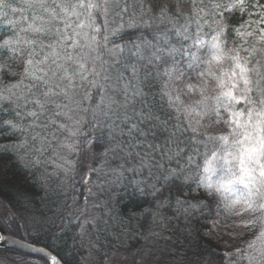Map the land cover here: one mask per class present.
<instances>
[{
	"label": "snow or ice",
	"instance_id": "obj_1",
	"mask_svg": "<svg viewBox=\"0 0 264 264\" xmlns=\"http://www.w3.org/2000/svg\"><path fill=\"white\" fill-rule=\"evenodd\" d=\"M0 207L51 264H264V0H0Z\"/></svg>",
	"mask_w": 264,
	"mask_h": 264
},
{
	"label": "trees",
	"instance_id": "obj_2",
	"mask_svg": "<svg viewBox=\"0 0 264 264\" xmlns=\"http://www.w3.org/2000/svg\"><path fill=\"white\" fill-rule=\"evenodd\" d=\"M239 18V14H237L236 17H234V21L236 19ZM9 167L12 169L13 172H16L17 174H20L23 172V169L18 165V163L13 160L10 162ZM52 166H49V170H51ZM7 191H13V189L11 187H9L8 189H6ZM71 195V193L69 194ZM55 199V198H53ZM55 205L54 204H49L46 205L44 207H42V211H44L46 214H51L49 209L52 208L54 209ZM12 209L7 208V207H0V216L4 217V219H0V225H2L5 229H7L9 232H11L12 234L19 236L21 238H24L28 241H31L33 243L36 244H41L44 246H47L48 248H50L53 252H55V249H57L58 247H60L59 242L55 241V240H50L48 238V236L46 235V228H41L39 230H23V229H17V221H18V217L16 218V220H13V218L11 217L10 213H11ZM162 247V246H161ZM38 257V256H35ZM38 258H43V257H38ZM160 259V252L159 249H157V251L154 253L153 255V260H159Z\"/></svg>",
	"mask_w": 264,
	"mask_h": 264
},
{
	"label": "water",
	"instance_id": "obj_3",
	"mask_svg": "<svg viewBox=\"0 0 264 264\" xmlns=\"http://www.w3.org/2000/svg\"><path fill=\"white\" fill-rule=\"evenodd\" d=\"M0 248H14L17 250H21L23 252L37 254L47 258L49 261L50 259L45 253L50 252L51 254L54 255V253L51 252L46 247L33 244L22 238L12 235L8 233L3 227H0ZM38 249H44V251H39Z\"/></svg>",
	"mask_w": 264,
	"mask_h": 264
},
{
	"label": "flooded vegetation",
	"instance_id": "obj_4",
	"mask_svg": "<svg viewBox=\"0 0 264 264\" xmlns=\"http://www.w3.org/2000/svg\"><path fill=\"white\" fill-rule=\"evenodd\" d=\"M0 260H15L19 264H50L46 258H38L11 248H0Z\"/></svg>",
	"mask_w": 264,
	"mask_h": 264
},
{
	"label": "bare ground",
	"instance_id": "obj_5",
	"mask_svg": "<svg viewBox=\"0 0 264 264\" xmlns=\"http://www.w3.org/2000/svg\"><path fill=\"white\" fill-rule=\"evenodd\" d=\"M20 252H23V251H21V250H19ZM23 253H27V252H23Z\"/></svg>",
	"mask_w": 264,
	"mask_h": 264
}]
</instances>
